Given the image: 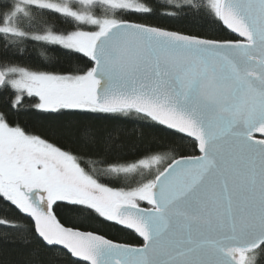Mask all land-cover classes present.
<instances>
[{
    "label": "snow or ice",
    "instance_id": "obj_1",
    "mask_svg": "<svg viewBox=\"0 0 264 264\" xmlns=\"http://www.w3.org/2000/svg\"><path fill=\"white\" fill-rule=\"evenodd\" d=\"M0 210V264H264V0H0Z\"/></svg>",
    "mask_w": 264,
    "mask_h": 264
},
{
    "label": "trees",
    "instance_id": "obj_2",
    "mask_svg": "<svg viewBox=\"0 0 264 264\" xmlns=\"http://www.w3.org/2000/svg\"><path fill=\"white\" fill-rule=\"evenodd\" d=\"M160 22L164 23L168 26H181L180 22L172 21V20H164V21H160ZM187 23L188 22H184L185 26H187ZM32 55L35 56L37 54L33 53ZM124 127H126L128 129L129 135L132 134L134 129L139 130V125H125ZM145 131H146V134L149 136V138H151L153 136L158 137V136L162 135L161 133H155V132H151L149 130H145ZM5 214L11 215V213H5V212H3V210H0V216L5 215ZM102 230L105 231L111 238H115V239L120 240V241L135 242V239H136L133 234L119 231L116 228H103L102 227ZM0 231H2V230H0ZM0 251L12 253L14 251H18V249L7 245L6 243L3 242L2 239H0ZM53 257L55 259H58V260L63 259V257H61L59 253H54Z\"/></svg>",
    "mask_w": 264,
    "mask_h": 264
}]
</instances>
